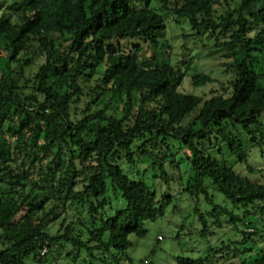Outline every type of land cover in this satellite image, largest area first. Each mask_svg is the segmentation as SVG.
I'll return each mask as SVG.
<instances>
[{"label":"trees","instance_id":"1","mask_svg":"<svg viewBox=\"0 0 264 264\" xmlns=\"http://www.w3.org/2000/svg\"><path fill=\"white\" fill-rule=\"evenodd\" d=\"M231 1L0 0V264H134L170 184L241 206L214 210L239 237L221 258L264 264L244 247L264 237V184L236 171L264 147V0L219 15ZM170 17L231 52L224 94L181 91L191 62L170 61Z\"/></svg>","mask_w":264,"mask_h":264},{"label":"rangeland","instance_id":"2","mask_svg":"<svg viewBox=\"0 0 264 264\" xmlns=\"http://www.w3.org/2000/svg\"><path fill=\"white\" fill-rule=\"evenodd\" d=\"M239 5L240 0H232L230 7L223 6L222 10L218 9V14H223L229 9L236 10ZM258 7L259 4H254L250 11H255ZM254 33L250 36L253 37ZM191 34L185 20L177 21L176 18L170 17L162 37V41L168 44L170 61L174 66L186 70L185 62H191L181 91L203 98L224 94L234 77V73L227 67L231 52L221 46L215 47L214 40H207L205 37L197 39L190 36ZM143 50L145 56L152 55V50L148 51L146 47H143ZM197 74L209 76L212 83L194 88L190 78ZM248 162L256 170L255 173H249L244 165L237 166L236 171L253 182L264 184V147L251 150ZM162 192L172 197L171 202L161 218L147 225L146 238H132L133 247L129 250V256L133 263L144 264L147 260L151 264H178L179 258H202L208 259L210 264H224L228 257L221 258L224 255L220 250L239 237L224 223L229 216L225 213L213 215L214 210L218 209L219 212V209L223 208L243 216L241 206L237 205L239 208H236L231 201L217 192H213V204L206 202L203 196L198 200L194 199L178 184L163 185ZM110 198L114 200L112 195ZM219 220L223 222L222 227H218ZM260 225V228L264 229V220ZM57 229L58 227H55V230ZM247 232L253 233L254 230L249 229ZM254 240L255 243L246 244L244 247L264 249V237H254ZM258 250L255 253L257 256ZM234 263L239 264V261Z\"/></svg>","mask_w":264,"mask_h":264}]
</instances>
